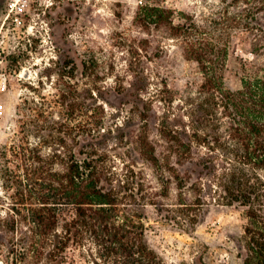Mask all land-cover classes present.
I'll use <instances>...</instances> for the list:
<instances>
[{"label": "trees", "instance_id": "obj_1", "mask_svg": "<svg viewBox=\"0 0 264 264\" xmlns=\"http://www.w3.org/2000/svg\"><path fill=\"white\" fill-rule=\"evenodd\" d=\"M134 23L176 42L200 83L177 86L157 69L158 88L147 96V78L134 73L114 89L129 99L124 120L111 126L102 87L91 85L87 102L67 103L63 93L67 115L47 136L1 152L11 205L0 228L17 237L12 252L30 264H71L77 255L85 264H165L149 229L194 233L218 204L245 221L243 264H264V0H218L201 15L146 0ZM235 34H246L253 60L232 89L225 75Z\"/></svg>", "mask_w": 264, "mask_h": 264}, {"label": "rangeland", "instance_id": "obj_2", "mask_svg": "<svg viewBox=\"0 0 264 264\" xmlns=\"http://www.w3.org/2000/svg\"><path fill=\"white\" fill-rule=\"evenodd\" d=\"M145 2L40 0L31 6L22 28H15L7 19L8 0H0L1 219L9 214L11 205V192L3 185L5 161L1 152L12 142L29 138L31 144L37 145L40 134L47 136L53 120L67 115L66 107L58 104L63 93L67 103L74 99L87 102V89L91 85L102 87L111 126L124 120L129 99L114 89L119 85L129 86L134 73L139 79L147 78V96L158 88L153 73L157 69L177 86L200 83L198 65L185 59L176 42L168 41L165 34H148L136 27L135 13ZM217 2L162 0L165 6L197 15L207 12ZM245 35L235 34L229 48L225 76L227 86L232 89L241 86L243 64L253 60L249 45L243 40ZM145 39L150 40L149 45L141 43ZM69 85L76 87L77 93ZM179 105L175 103V112L182 115ZM122 107L124 111L119 110ZM244 224L239 212L211 204L194 233L157 224L147 232V240L165 264H243L239 244ZM16 235L20 236V232ZM14 238L17 237L9 228H0V264H30V260L21 257L19 248L12 252V245L17 242ZM85 263L77 255L71 264Z\"/></svg>", "mask_w": 264, "mask_h": 264}, {"label": "built area", "instance_id": "obj_3", "mask_svg": "<svg viewBox=\"0 0 264 264\" xmlns=\"http://www.w3.org/2000/svg\"><path fill=\"white\" fill-rule=\"evenodd\" d=\"M40 0H8V12L7 19H10V23L14 25L15 28H22L24 17L28 14L31 6L38 3ZM3 54L0 52V62Z\"/></svg>", "mask_w": 264, "mask_h": 264}]
</instances>
